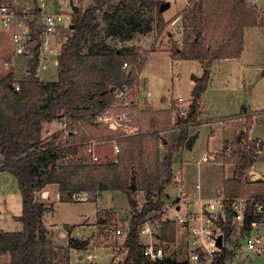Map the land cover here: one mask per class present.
<instances>
[{
	"label": "trees",
	"instance_id": "16d2710c",
	"mask_svg": "<svg viewBox=\"0 0 264 264\" xmlns=\"http://www.w3.org/2000/svg\"><path fill=\"white\" fill-rule=\"evenodd\" d=\"M163 1L94 0L87 8L81 5L72 14L69 34L57 57L58 79L44 81L31 73L15 80L9 73L0 80V171H10L16 177L23 203V212L17 216L23 223L22 230L0 231V255H9L11 264H60V246L46 238L43 229L42 215L48 206L36 200L37 193L49 185L59 186L62 202L75 201L74 195L80 192H145L144 206H133L126 239L128 254L120 264L144 259L141 228L146 216L161 210L169 196L176 155L186 147L189 128L197 124L212 63L240 57L246 28L258 26L261 17L259 7L247 0H191L184 10L185 43L183 47L176 45L172 56L198 59L204 73L193 90L190 114L180 119L181 131L169 143L162 130L171 122L172 112L157 113L148 108L152 131L117 138V132L95 122L94 113L113 102L116 89L135 84L145 61L137 46L120 47L118 41L162 30L166 26L160 9ZM102 10L100 23L97 15ZM31 29L27 46L37 56L42 48L41 30L33 24ZM126 61L129 67H123ZM63 118L70 122L68 134L43 135L44 123ZM252 124L249 120L248 129ZM115 137L120 148L116 158L60 162L86 148L91 139ZM245 140L244 147L222 160L236 164L232 178H225L222 192L229 200L240 196L264 198V180L248 179L259 147L254 140ZM163 148L167 150L164 155ZM156 219L160 238L175 240V224L159 215ZM73 243L82 244L75 239ZM231 255L226 251L217 264H224Z\"/></svg>",
	"mask_w": 264,
	"mask_h": 264
},
{
	"label": "rangeland",
	"instance_id": "374dc122",
	"mask_svg": "<svg viewBox=\"0 0 264 264\" xmlns=\"http://www.w3.org/2000/svg\"><path fill=\"white\" fill-rule=\"evenodd\" d=\"M2 1H5L6 3H18V0H0V4ZM22 6H19V4L15 7L16 10L18 9V12H21L23 14L22 19L27 21L26 23L33 24L35 28H40V25L42 24V16L44 15V11L42 9L40 10V2H44L48 9L47 11H50V13H57L60 12L58 9L63 11V13L67 14L68 17L65 20V23L60 25L58 28V32L56 33V36H58V41H64L67 39V35L69 34V25L72 20V14L74 13L73 6H72V0H19ZM28 1L31 4H28ZM117 1V0H114ZM166 1V0H165ZM167 1H173V0H167ZM175 1V0H174ZM173 1V2H174ZM73 2L77 6H81L83 8H87L88 5L93 4L94 0H73ZM33 4V5H32ZM48 4V5H47ZM184 5V4H183ZM257 5H259L264 10V0H259L257 2ZM30 6V8H28ZM185 6V5H184ZM183 6V7H184ZM172 9L168 11V13L174 12V10L177 8L176 3L172 4ZM26 13V14H25ZM104 10L98 12V21L102 23V16H103ZM29 14V17L27 18L25 15ZM28 23V24H29ZM171 26V33L170 37L167 36L166 30L159 35H163L162 42L163 45H157L158 42L153 40V36H158V33H150V41L153 40L152 44H150L151 48H146L145 45L139 46L138 44H133L137 46V49H141L142 52L145 54L146 52L149 53L150 51L157 50L159 48L164 47H171L174 48L176 45L182 46L179 42V34L178 31L183 28L181 23H173ZM264 27L262 28V30ZM251 31L248 32L246 35L247 45L245 48V62L253 63V65L248 66L245 71L243 72V67L240 64H236L239 61H234L235 64L231 65V63H225L222 65H215L214 71H215V80H213L212 85L209 86L206 94L203 96L204 101H206L209 111H211L212 114L216 115H229L232 112H235V108L238 106L240 109L243 107L244 104L248 105H255L257 108H264V34L257 33L254 30H258L257 28L249 29ZM30 34L32 35V29ZM148 36V37H149ZM31 37V36H30ZM9 37H5L3 31L0 32V77L4 74V72H7L9 70L13 69H7V66L4 64L5 59H11L9 57H6V53L8 49H11L12 41L10 42L8 40ZM42 38V37H41ZM148 43V42H147ZM13 44H15L13 42ZM32 53V52H31ZM146 66L145 64L142 66V69L144 68L143 72L142 70L138 73V79L135 82V84L131 87L129 92L127 93V96L129 97V100L131 101L130 109L131 111H134L138 115V117H141V130H144L146 132L152 131L148 124V108H151L152 111H155L157 113H164L166 111L172 112L171 122L169 125L165 126L167 128H170V133L172 131H175L177 135L181 131L180 129V119L186 118L190 112H191V102L194 100L193 97V90L196 85V80H193V74L198 73L200 70H197L198 63L195 62H187L184 60H176L175 63H173V60L170 59V57L167 54H164L163 52H159V54H153L151 58L148 59ZM34 58L30 62V64H34ZM222 66V67H221ZM247 66V65H246ZM129 67V65H128ZM199 67V66H198ZM8 68H13V65H11ZM57 71V66L53 62V66L49 69L50 74L47 73V75L54 77L52 79H55ZM142 72L141 76V85L138 84L139 81V75ZM178 75V79L176 80L174 75ZM18 75L22 76L21 70H19ZM27 72H24L23 76H27ZM200 76V75H199ZM28 77V76H27ZM201 77V76H200ZM241 77V78H240ZM245 81V82H244ZM145 82H147L146 87L150 89V94L147 95V92L144 91V85ZM245 85L247 88H245ZM185 97L186 99H190L189 105L184 107L181 105V101L178 100V98ZM180 96V97H179ZM173 98V100H172ZM172 105L170 108L167 109H160L156 110L153 105H155L157 108L160 107H168L171 103ZM153 104V105H152ZM186 112V114H185ZM240 116L245 117V123L243 125V132L241 133V137L243 139L242 145L246 144L245 139H251L250 132L252 130L248 129V121L252 120L254 123V116L255 112H250L249 110L247 112L244 111ZM237 117V118H236ZM239 115H230L226 117L216 118L213 119V121H220L222 123H227L231 119H238ZM211 121V122H213ZM204 122V119L202 118V112L199 114L197 123ZM82 126V125H81ZM60 128V126H59ZM55 129V132H52L53 134L61 133L60 130ZM166 129V128H165ZM163 129V130H165ZM190 129V128H189ZM162 130V136L167 135L168 137L171 136V134H165L168 133L165 131V133ZM242 130V129H241ZM49 132V131H48ZM240 132V131H239ZM46 133V132H45ZM118 133V132H117ZM246 133V134H245ZM260 133L264 134V128H260ZM245 134L246 138H243V135ZM44 135V134H43ZM52 135V134H51ZM176 135V136H177ZM191 136V134H189ZM208 137V134L206 135ZM205 135L201 134L200 138L195 144V148L191 151L190 148L186 147L184 148V151L179 152V154L176 156L177 163L186 166L185 164L188 163V161H181L182 158H188L187 160L193 161L194 166L196 167H206L207 164L204 162H200V159L202 158L203 154L205 152H208V142L206 140ZM166 138V136H165ZM175 138V137H174ZM171 139V143L175 141V139ZM98 141L95 144V149L97 150L100 158L98 161H106L109 158H116L117 154H115V148L113 147L114 144H110L109 142L113 139H105V138H96ZM254 140V142L258 143V139H251ZM117 143V140H116ZM238 144V142H237ZM236 145V144H235ZM210 150H214V147L209 144ZM235 147V146H234ZM233 147V148H234ZM259 147V144H258ZM230 151L220 153L218 157L213 158L211 162L214 161H222L224 157L229 158L232 155V150ZM167 153V150L163 151V155ZM185 154V156H184ZM79 156V157H78ZM81 159L83 161L89 162L92 161L91 154L87 151L86 148L81 149L77 154H69L67 159L63 158L60 162L63 161H73V159ZM185 163V164H184ZM257 169H261L264 173V154L261 155V157L257 161ZM194 167V168H195ZM194 168H192L191 172L193 173ZM211 172L212 178H215L217 180L216 184L220 183L222 184V180L224 176H230L231 171L230 169L224 170V167L221 164L215 163L214 165L209 166L208 168ZM195 175V173H194ZM197 178H199V175H197ZM14 179V181H13ZM248 179H251L249 176ZM220 180V182H219ZM213 186V185H212ZM16 189H19V186L17 185V181L15 179V176L12 175V173H6L5 175L0 174V210H3V214L0 215V230H8V231H17L22 229V222L15 218L16 215H21L23 212V205L21 203V200L16 195ZM50 188H45L40 196L38 197L39 200H44V197L49 198ZM171 191H174L172 189ZM13 193V194H12ZM111 196L108 195L107 199ZM140 198V197H139ZM50 200V199H49ZM48 199L46 201H49ZM52 200L54 203H56V210L53 216L46 217L48 220V227L49 229L58 233L59 235L63 234V237L59 236L60 243L62 244V253L64 251L65 254H68L69 251L67 250V246L64 245L68 241L67 237V231L66 226L70 225L73 228L72 235L76 236L86 231L85 228H82L79 224L82 223V225H90L91 218L90 214H95L97 203L95 201H89L88 200H81V201H75L73 203H62L59 202V200L56 199L55 193L52 194ZM109 200V199H108ZM142 200V199H141ZM113 209V210H112ZM107 212H112V220L111 224H108L112 228L114 226L122 227L124 230L127 228V220L131 213L130 207L125 206L124 210L122 208L117 210L113 207L111 209L107 208ZM110 210V211H109ZM88 216V217H87ZM96 223V222H95ZM54 237H56L54 235ZM242 243L244 245V248H246V240H242ZM80 251V250H79ZM77 263V262H76ZM264 264V252L258 253L256 251H251V255L244 260H239L238 257H235L232 261V264ZM0 264H11L10 263V256L9 255H0ZM60 264H68L67 261H60ZM168 264H174V263H168Z\"/></svg>",
	"mask_w": 264,
	"mask_h": 264
},
{
	"label": "crops",
	"instance_id": "0c3cea01",
	"mask_svg": "<svg viewBox=\"0 0 264 264\" xmlns=\"http://www.w3.org/2000/svg\"><path fill=\"white\" fill-rule=\"evenodd\" d=\"M173 1H169L170 2L169 8L167 10H165L163 12V14L161 15L162 19L164 20V23H166L165 24L166 26L162 30L163 31L166 30V32H164V33H166L167 36H169V37H170V33H171V31H170L171 26L170 25L173 23L174 24L175 23H181L183 25L184 20H186L185 16H187L184 13L185 12L184 10L187 8V5L191 2V0H175L174 2ZM258 1L259 0H247V2H249L253 5H257ZM11 2L12 1H10V3ZM17 2L18 3L15 4L16 6L18 4H19V6H22V4L20 3L19 0ZM2 3H6V2L2 1ZM173 3H176L177 8L174 10V12L168 13V11L172 9L171 6ZM28 4H31V3L28 1ZM12 5L14 6L13 3H12ZM45 5L46 4L44 2H40V10L42 9V11H44V15L42 16V24L40 25L41 37H42L41 38L42 48H41L40 54L38 55L39 56V64L37 65V68H36V70H37L36 75L41 80H44V81H55L56 79H58V76H59V63L57 61V57H58V54L61 50L62 43H64V41H61V42L58 41L59 35L56 36V33L58 31H56L55 33H53L52 35H50L48 37H45L42 34V30H43L42 27L45 24L46 15L54 13V12L50 13V11H47L48 9L46 8L47 6H45ZM257 6L259 7V9L261 11V17L259 19L260 24L258 26H251V27L246 28L245 35H244L243 50H242L241 56L236 57V58L215 60L211 66V80H210V83H209L207 89L209 88L210 85H212L213 80H215L216 76H215L214 68H215L216 64L222 65L225 63H231V65H234L235 64L234 61H239L236 64H240L241 66H244L242 69L243 72L245 71V69L248 66L253 65V63L245 62L244 54H245V48L247 45L246 44L247 43L246 35L248 34L249 31H251L249 29L257 28L258 30H254V31H256L257 33L261 32L262 35L264 34V29L262 30V28L264 27V10L259 5H257ZM28 8H30V6ZM58 10L62 11V10H60V8ZM16 12H17L16 17L14 18L13 22H11L8 26H5L2 22H0V32L2 30L4 33V36L9 37L8 40L10 42L12 41L11 49H8V51L6 53V57H9L11 59L10 60L5 59L4 64L7 66V69H13V70H9L7 72H4L2 77H4L5 75H7L9 73H13L15 80H20V79L26 78L27 76H29V74H31V68H32L33 64L31 65L30 62L33 60V58L35 60V56L33 53H31L27 44H26V49L22 52H20V51L18 52L17 46H15V44H13V37L18 33L25 34L27 38H30V36H31V34H30V32H31L30 23L28 22L29 23L28 24V23H26L27 21L22 19L23 14L21 12H18V9L16 10ZM25 16L28 18L29 14H27ZM64 23H65V21H64ZM162 30L156 31V33H158V36H153V38H152L154 40L156 37L155 40L158 42L157 45H161V46L163 45V42H162L163 35L162 34L159 35V33H161ZM150 33H155V31H150L148 33L138 34L135 37H133L131 40H127V41H123V42L118 41V46L122 47L124 45H133V44L137 45L138 44L139 46L145 45L147 49L151 48L150 44H152L153 40L150 41V36H149V35H151ZM172 51H173V48H171L169 46V47L159 48V49L154 50V51L152 50L149 53L146 52L145 54H143V58L145 60L144 61L145 66H146L147 62L149 61L148 59L151 58V56L153 54H159V52H163L164 54H167L170 57V59L173 60V63H175L176 60H178V61L184 60L187 62H194V61L196 62L197 61L199 67L197 66L196 68H197V70H200V71L198 73H196V75L199 78L204 73V66L198 59H194V60L182 59L178 56L176 58H173ZM53 62L57 66V71H56L57 76L55 77V79H52L54 77L47 75V73L50 74L49 69L53 66ZM11 65H13V68H8ZM145 66H144V68H145ZM144 68L142 69V72H143ZM19 70H21L22 76L18 75ZM24 72H27L28 75L23 76ZM130 72H131V70H129V73ZM142 72L139 75V78H140L138 81L139 85H141ZM194 74L192 75L193 76L192 79L196 80V82H197L198 79H196L194 77ZM263 74H264V72H263ZM2 77H0V80L2 79ZM174 77H175V79L179 78L178 75H176V74L174 75ZM143 85H144V91L147 92V95H149L150 89H148L146 87L147 82H145V84H143ZM245 88H247L246 85H245ZM207 89H206V91H207ZM205 92H204L203 96L206 94ZM180 96L182 97V95H180ZM203 96H202V99L200 100V111L202 112V118L204 119V122L197 123L196 125L190 127L191 136L198 133L195 141L193 142V145H192L193 148H191V151L195 148V144L198 141V139L200 138L202 132L205 135V137L208 134V137H206V140L208 142V147H209V149H208L209 151L205 152L203 154V156L205 154H209V155L213 156V158H214V156L218 157L220 155V153H224V152L228 153V151H230L231 148H233L234 146L235 147L233 148L232 152L236 151L237 149H239L241 147H244V145H242L243 139L241 137V133L243 132V125L245 123V117L240 116V115L242 113H244V111L247 112L248 110L252 113L255 112L254 123L252 126L253 128L250 132V137H251V139H254V138L258 139L257 144H259V149L257 151V155H256V158L254 160V163L251 166V168L249 169L248 177L250 176L251 179H263L264 180L263 171L261 169L260 170L257 169V167H256L258 165L257 164L258 159L261 157V155L264 154V134L260 133V128H264V108H257L255 105L244 104L241 109L237 106L235 108L236 111L230 113L229 115H225V114L224 115H222V114L216 115V114H212L211 111H209L208 105H207L206 101H204ZM183 98L184 99L181 100V105L186 107L187 105H189L190 99H186L185 97H183ZM190 98H193V97H190ZM172 100H173V98H172ZM172 100H171V103L168 107L157 108L155 105H153V104L152 105L155 107L156 110L167 109V108L171 107ZM191 105H192V102H191ZM191 105H190V108H191ZM230 115H239V118L238 119H231L227 123H222L220 121H213V119L226 117V116H230ZM211 121H213V122H211ZM58 128H59V121L58 120L48 122V123H44V127H43L44 136H48V135L53 134L52 132H55L56 131L55 129H58ZM169 130H170V128H166L165 130H163V132L165 133V131H167L168 133H165V134H169L171 131V130L170 131ZM170 134H171L170 137L165 135L166 139L169 143H171L172 138L175 137L174 139H176V137L178 136L175 131H172ZM165 136H163V137H165ZM237 142H238V144H237ZM109 143L111 145L114 144V146H115V141L111 140ZM210 143L214 147V150H210V146H209ZM186 147H188V146H186ZM164 150H166V148H163L162 153ZM184 150H185L184 148L181 149V151H184ZM232 155H233V153H232ZM184 156H185V154H184ZM203 156L200 159V162L206 163L207 164L206 167H203V165H202V167H197V166L195 167L193 164V161L191 162V161L187 160L188 158H182L181 159V161H183V162L188 161L187 164L184 163L186 166H185V172H184V181L185 182H184L183 190L185 193H187L193 199L215 198L216 196L221 194L224 190L225 178H232V176L234 174V170H235L236 164L234 162H225V161L211 162V159L204 160ZM176 162H177V160H176ZM215 163L221 164L224 167L225 171L227 169H230V171H231L230 176L225 175L224 178L221 179L222 184H220L221 183L220 180H219L220 183L216 184L217 180L215 178H212L211 172L208 169L210 164L214 165ZM192 168H194L193 173L191 172ZM6 173H11V172L7 171V170L0 171V174L5 175ZM194 173H195V175H194ZM197 175H199V178H197V180H196ZM15 179H16V177H15ZM13 181H14V179H13ZM47 188H50V191H49L50 197L49 198L44 197V200L41 199V201H40L38 198L40 196V194L42 193V191H40V193H37L36 200L40 203L43 202L48 206V209L42 215V220H44L43 229L45 231L46 238H49V239L55 241L56 245L60 246L59 247V251H60L59 252V255H60L59 263H60V261H63V262L67 261L68 264H77V263H81V264H120L121 261L119 262L118 260H116L115 255L119 254L122 258H125L128 254L127 253V250H128L127 246L126 245L121 246V245H118V243H112L110 245L104 244V242L102 240V236H100V234L104 230V227L107 226L108 224H111V220H112V212H107L106 209L107 208L111 209L114 207L116 210H117V208L119 210L121 208H122V210H124L126 205L130 207L131 213L128 217L127 224H126L127 225L126 232H128L129 226L131 223V216L133 214V206L136 204L141 209L146 202V200H145L146 193L143 191L131 192L129 190L126 192H124V191H99V192H97L96 197H94L92 200L87 201V202L95 201L97 203L95 214L94 213L92 215L90 214V218H91L90 225L89 224L88 225H82V223L79 224L82 228H85L86 231L79 234V235L73 236L72 232H73L74 227H72L70 225L66 226V231L68 233L67 234L68 241L64 245L67 246V248H68L67 250L69 251V253L65 254L64 251L62 253V247H61L62 244L59 241V239H60L59 236L63 237V234L59 235L58 233H55L53 231L54 229L51 231L48 227V223H47L48 220L46 219V217L53 216V214L55 213V210H56V203H54L52 200V194L55 193L56 199L59 200V202H62L59 199V195H60L59 186L49 185ZM171 190L172 189H170V194L175 196L177 194V191H175V190L171 191ZM16 195L18 196V198L21 200V203H22V195L20 192V188L16 189ZM108 195L111 196L110 198H108L109 200L107 199ZM47 199L48 200L50 199V200L46 201ZM134 200H136L135 204L133 203ZM75 201H80V200H75ZM75 201H73V202H75ZM73 202H62V203H73ZM22 205H23V203H22ZM1 214H3V210H0V215ZM150 215L152 217H154L156 215V211L151 212ZM17 216H20V215H16L15 216L16 219H17ZM168 219H170V218H168ZM171 221L175 224L176 239L173 241L165 240L167 243V248H168V251L170 252V255H169V258L161 264H168V263L185 264V261L188 258V252L185 250L186 234L184 233L183 227L179 226L173 220H171ZM22 228H23V223H22ZM17 231H19V230H17ZM54 235L56 237H54ZM124 238L126 239L127 235H125L122 239H124ZM73 239L79 241L82 244L81 245L74 244V243L71 244ZM90 255H93V256L96 255V257L94 259H91ZM235 257H238L237 253H235L234 255H231V257H229L227 259L226 264H232V261L234 260ZM247 257H248V255H246V251H244L240 255V260H244Z\"/></svg>",
	"mask_w": 264,
	"mask_h": 264
},
{
	"label": "built area",
	"instance_id": "2783aa9c",
	"mask_svg": "<svg viewBox=\"0 0 264 264\" xmlns=\"http://www.w3.org/2000/svg\"><path fill=\"white\" fill-rule=\"evenodd\" d=\"M17 12L15 6L11 3L0 4V22L8 26L13 22ZM68 16L63 11L47 14L46 21L42 27V34L48 37L58 31V27L64 23ZM179 42L184 44L183 28L178 31ZM29 38L25 34L18 33L13 37V42L17 46L18 52L26 49ZM129 63L124 62L123 67H128ZM131 87L125 86L118 88L114 92L115 99L108 103L102 109L94 114L95 122L103 125L110 131L118 132V136L137 135L143 133L141 130V117H138L134 111H131V101L127 93ZM183 97L178 98L179 101ZM186 114V112H185ZM59 121V130L64 135L70 131V122L63 118ZM73 132L78 133L74 128ZM115 141V153L118 154L120 148ZM97 139H91L86 144L87 151L91 154L92 160L98 161L100 156L95 149ZM204 160H213V156L205 154ZM184 172L185 166L176 163L172 184L168 188L169 196L165 198V204L162 209L156 211L152 217L150 214L141 228L143 240L144 259L135 264H161L169 258L170 252L167 248L166 241L160 238L158 234L159 222L156 216L170 218L179 226L183 227L186 234L185 250L188 252V258L185 264H217L219 260L229 251L233 255L237 253L238 259L242 252L251 251L258 253L264 252V198L240 196L232 200L225 197L222 193L215 198H198L193 199L184 192ZM170 189L177 191L173 196ZM97 193L80 192L74 195V200H92ZM153 212V211H152ZM126 230L122 227L109 225L104 227L100 234L104 244L118 243L126 245ZM222 237L221 244L219 238ZM100 238V237H99ZM99 240V239H98ZM246 240V248L242 243ZM96 255H90L94 259ZM228 256L224 262L226 264ZM119 262L124 260L119 254L115 255ZM258 264V263H256Z\"/></svg>",
	"mask_w": 264,
	"mask_h": 264
},
{
	"label": "water",
	"instance_id": "95a60500",
	"mask_svg": "<svg viewBox=\"0 0 264 264\" xmlns=\"http://www.w3.org/2000/svg\"><path fill=\"white\" fill-rule=\"evenodd\" d=\"M72 6H73V10H74V11H79V6H77V5L73 2V0H72ZM169 6H170V2H169V1H163V2L161 3V5H160V9H161V11H165V10H167V9L169 8ZM33 63H34V64L32 65L31 73L36 74V72H37L36 68H37V65L39 64V56H38V55L35 56V60H34ZM194 77H195L196 79H198V76L195 75V74H194ZM197 135H198V133H196V134L190 136V138L187 140L186 146H188V148H190V149L193 148L192 145H193V142L195 141ZM133 203L135 204V203H136V200H134ZM221 240H222V237L219 238V242H220V244H221ZM246 255H248V252H246Z\"/></svg>",
	"mask_w": 264,
	"mask_h": 264
}]
</instances>
